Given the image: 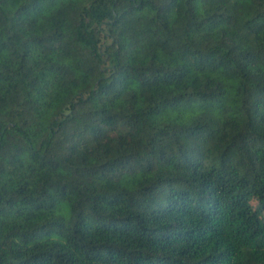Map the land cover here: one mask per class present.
I'll list each match as a JSON object with an SVG mask.
<instances>
[{"label": "trees", "instance_id": "obj_1", "mask_svg": "<svg viewBox=\"0 0 264 264\" xmlns=\"http://www.w3.org/2000/svg\"><path fill=\"white\" fill-rule=\"evenodd\" d=\"M0 264H264V0H0Z\"/></svg>", "mask_w": 264, "mask_h": 264}]
</instances>
